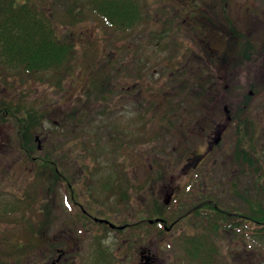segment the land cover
<instances>
[{
    "label": "rangeland",
    "instance_id": "1",
    "mask_svg": "<svg viewBox=\"0 0 264 264\" xmlns=\"http://www.w3.org/2000/svg\"><path fill=\"white\" fill-rule=\"evenodd\" d=\"M7 1L0 0V10ZM13 1L30 3L51 16L59 36L74 42L76 60L60 81L49 76L8 77L0 72V109L12 115L0 114V217L6 208L19 210L18 199L36 212L34 225L22 215L0 220V264H45L48 243L61 246L66 242L65 225L74 228V222L83 221L75 209L64 208L68 189L64 176L77 200L83 201L82 193L88 194L83 180L95 167L103 176L115 173L120 188L114 189L113 198L90 206L92 213L108 216V208H114L116 219L124 213L121 219L139 224L133 227L127 246L133 248L131 264H139L141 248L152 252L153 264H181L178 247L184 237L203 234L207 240L208 215L181 218L171 231H165L148 223L161 211L173 221L197 202L217 196L223 209L235 206L234 211L244 213L248 193L258 194L264 205V197L256 190L258 185L264 188V100L255 97L256 86L250 84L264 76V29L259 32L262 47L255 67L246 66L241 75L228 65L225 69L221 39L237 47L222 17L231 18L234 31L238 23L243 24L247 33L253 22L240 17L258 9V0H144L145 26L127 38L111 35L94 20L81 17V5L73 7L72 0ZM260 5L263 15L264 3ZM71 7L75 21L68 22L66 11ZM209 15L212 23L206 22ZM94 73L101 75L100 82ZM102 86L109 91L104 96L99 93ZM246 105L249 118L241 123L240 108ZM28 112L33 114L28 137L34 149L31 157L16 119L28 117ZM220 130L225 131L222 139ZM207 140L216 148L203 167L195 173L183 172L185 161L202 151ZM244 150H255L250 163L244 159ZM43 157L56 163L60 179ZM234 183L239 185L238 192ZM168 184L181 189L166 204L169 192L163 186ZM146 222V228L142 227ZM36 228L42 229L38 236ZM100 233L89 235L92 254L105 249L120 264L127 250L118 240L121 236L109 230ZM42 236L47 244L36 242ZM212 237L220 246L216 264H264V245L258 238L232 239L226 231ZM21 243L27 253L11 258L8 247L19 245L18 251ZM99 259L88 256L77 264L112 263Z\"/></svg>",
    "mask_w": 264,
    "mask_h": 264
},
{
    "label": "trees",
    "instance_id": "2",
    "mask_svg": "<svg viewBox=\"0 0 264 264\" xmlns=\"http://www.w3.org/2000/svg\"><path fill=\"white\" fill-rule=\"evenodd\" d=\"M72 1H74L71 4L73 7L81 5L82 9L78 12L81 17L84 16V18L94 20L116 37L127 38L129 34L139 31L146 23L145 8L147 5L144 3V0ZM212 5L209 6L213 7ZM73 7L66 11L70 15L68 22L75 21V8ZM212 11L213 9L210 12ZM206 20H208L206 22L212 23L210 15ZM212 33L209 32L211 35ZM167 47L168 45H165L163 49ZM75 60L76 49L74 42L70 38H61L59 36L53 18L45 13L44 10L30 3L16 4L13 0L6 2V5L0 10V72L8 77L21 75L27 79H44V77L49 76L52 81H60L70 72ZM92 75L100 77H94L96 81L100 82L101 75L96 73ZM93 82L95 81L93 80ZM198 82L196 81L195 85L199 84ZM105 88H100V95H106L108 90ZM240 109L244 111L243 108ZM2 113L7 117H12L8 109L1 108L0 114ZM28 115V117L24 116L22 119L16 117V119L21 123L20 131L22 132L20 133L25 132L23 145L26 144L25 150L29 157H31L34 149L32 145L29 146L31 142H29L28 137L32 125L30 119L33 118V114L28 112ZM13 117L15 116L13 115ZM244 117L249 118L247 114ZM244 117H241V123H243ZM132 133L135 134L136 132ZM254 154L255 150H244L245 161L249 162V157L252 156L253 158ZM33 159L36 160L37 158ZM43 159L45 163L50 162L54 166L55 176L60 179L61 176L59 175L61 174L56 163L50 157H43ZM233 186L237 191L239 185L237 186L234 183ZM257 189L260 192L259 195L264 197V188L258 185V187L256 186ZM257 195L248 193V196L244 197L246 206L244 209L247 210L244 213L239 210L234 211L235 206L233 210L223 209L222 201L217 196H209L208 200L197 202L191 209L186 210L181 215V218L208 215V237L207 240H205L206 235L203 234H198L196 237H184V240L180 242L181 245L178 247L182 251V255L180 253L178 257L179 262L181 264H216V258L220 255V246L214 242L215 238H210V236L219 235L224 231L229 233L233 237L232 239L244 236L245 241H247V238H252L254 241L258 238L257 242H260L259 244L263 246L264 205L261 203L260 196L257 197ZM238 197L240 196L238 195ZM16 202V204H19V210L16 209L14 212H8L6 208L5 212H1L0 220L10 221V219L12 220L17 215H22L29 218L30 224L34 225L36 212H33V208L29 207L28 202L22 199H18ZM158 216L165 218V215H162L161 212H159ZM169 221L168 223H170ZM38 229L36 228L37 236L42 232V229ZM38 240L44 241L41 243L42 245L47 244L44 236L38 238L36 242ZM18 246L8 247L12 251L9 253L11 258L24 256L27 253L28 248L25 245L22 244V247L17 251L16 248Z\"/></svg>",
    "mask_w": 264,
    "mask_h": 264
},
{
    "label": "flooded vegetation",
    "instance_id": "3",
    "mask_svg": "<svg viewBox=\"0 0 264 264\" xmlns=\"http://www.w3.org/2000/svg\"><path fill=\"white\" fill-rule=\"evenodd\" d=\"M258 2V9L254 8L252 9V11L246 9V11L250 12L248 16L243 14L242 17H240L248 21L251 20L253 22L251 24V29L247 33L245 32L244 25L239 23L236 26V31H234V24L229 25V21L232 22L231 18L223 17V20L226 23L225 29H227V32H230L231 35L235 36V43L237 44V47H234L233 45H231L230 42L227 43V41L223 37H221L223 42L222 51H225L224 60H226L227 62V64H225V69H227L228 65L229 68L239 71V75H241L242 70L246 66L254 68L257 56L260 55L258 53L260 48L262 47L261 40L263 36H261V33L259 32L264 29V14H261L262 10L260 7H262V5H260V3H264V1L258 0ZM256 10H258V14L255 12ZM246 11L244 10L243 13H245ZM211 28L212 27L209 25V32H212ZM210 41L208 46L212 50L213 48ZM262 44H264V42ZM250 84L256 86V89H254L256 91L255 97H260L262 100H264V76L262 80L259 79L258 81H255V83L252 82ZM252 98L253 100L255 99L254 97ZM248 108V105H246L243 108L244 111H241L239 113V116L244 117L246 114H248ZM225 111L228 112L227 107H225ZM225 129L226 128L224 127L223 130ZM223 130H220V132L218 133L219 139L223 138V135L225 133V131ZM207 137L210 138L209 136ZM210 139L212 140V138ZM215 148L216 147L214 146V142L209 141L208 143L207 140L202 151L194 153L192 158L190 157V159L185 161V168L183 172H186L187 170H193L195 173V171L202 168L203 164L206 162L209 155L211 154V152H213ZM92 172L93 173H91L90 175L87 174L86 179L83 180V182L85 181L84 185L86 186L88 193H82L83 201L77 200L72 184L68 183L67 177L64 176L66 181H64L63 185L68 186V189L64 187L65 189H67V192L65 193L66 197L64 199V205L66 206L64 208H73V210L75 209L77 213L80 214L81 220L83 221L74 222V228H70V225H65V228H63L62 230V237L66 239V242H62L61 246L56 247L54 245V242L48 243L47 246L48 248H50L48 255L49 259L45 262V264H77L78 259L82 260L81 262H83L88 258V256L92 258H100L99 261L102 260V258L106 259L107 261L108 258L107 263H110V261L112 260L111 264H115L118 260L112 259V255L110 254V252L106 251L105 249L98 255H96L97 252H94V254H92L91 245L89 243L90 239L88 238L91 233L94 236L102 235L103 233H100V230H104L105 232L109 230V232H112L116 236H121V238H119L118 240L122 241L126 248L129 245V242H131L132 234L135 231L133 229L139 226L138 223L133 224L132 220L130 222V220H127L125 217L121 219L124 213L118 214L119 218L116 219L113 214L114 211L116 212L114 208H108V213L105 214L108 216L94 215L90 208V206L99 205V199L104 201L103 199L106 200L114 197V189L120 188L118 186V183H116L115 181L116 174L114 173L113 175L110 174L109 176H103L100 170H98V168L96 167L94 168V170H92ZM163 188L167 189L169 192V199L166 200V204H168L170 202V199L176 197L177 194L180 192L181 186L168 184L163 186ZM98 196H100V198ZM110 206L112 205L110 204ZM98 209L96 207V213H98ZM161 214L165 215V211H161ZM180 218H177L173 221H169V216H166V218L157 216L154 220H149L148 223L153 227L161 226L165 229V231H171L176 226V222H178ZM168 221L170 223H168ZM141 226L146 228L147 222L146 224H142ZM98 244L99 240L96 243L97 251L99 252L100 246H98ZM131 252H133V248H127L124 253V257L121 259L120 264H131V262L129 261V255H132ZM138 252L140 254L139 264L154 263V256L149 249L144 250L141 248L140 250H138Z\"/></svg>",
    "mask_w": 264,
    "mask_h": 264
}]
</instances>
